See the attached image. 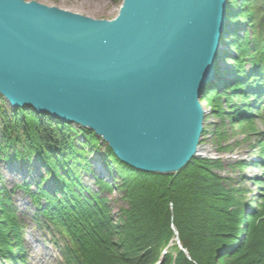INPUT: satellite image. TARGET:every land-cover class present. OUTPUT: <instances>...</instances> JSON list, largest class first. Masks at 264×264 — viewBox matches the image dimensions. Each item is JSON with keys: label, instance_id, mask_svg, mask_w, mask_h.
Segmentation results:
<instances>
[{"label": "water", "instance_id": "1", "mask_svg": "<svg viewBox=\"0 0 264 264\" xmlns=\"http://www.w3.org/2000/svg\"><path fill=\"white\" fill-rule=\"evenodd\" d=\"M227 7L124 0L117 17L97 20L0 0V97L91 129L135 169L176 174L196 158Z\"/></svg>", "mask_w": 264, "mask_h": 264}, {"label": "trees", "instance_id": "2", "mask_svg": "<svg viewBox=\"0 0 264 264\" xmlns=\"http://www.w3.org/2000/svg\"><path fill=\"white\" fill-rule=\"evenodd\" d=\"M243 1L241 9L238 0H229L227 13L236 26L248 24L252 37L232 41L238 57L230 85L224 89L231 88L241 98V105L230 108L231 116L245 122L243 129L254 131L253 107L246 102L252 98L264 106V0ZM246 63L250 71L245 70ZM209 92L208 102L223 117V97L217 90ZM230 95L224 96L230 99ZM98 137L89 128L74 129L73 124L32 108L7 111L0 104V160L29 165L34 157L46 169L35 191L29 184L17 187L36 207V217L63 239L62 264H157L175 229L189 257L176 246V257L166 254L162 264H264V191L248 214L243 190L219 174V160L194 158L176 174L151 173L122 162L106 145L102 163L112 181L94 176L100 191L93 193L79 176L91 172L88 156L100 145ZM261 144L264 157L263 140ZM236 165L242 171L245 164ZM116 189L128 206L121 207L115 218L100 192L112 194ZM23 229L11 207L10 193L4 190L0 264H25Z\"/></svg>", "mask_w": 264, "mask_h": 264}, {"label": "rangeland", "instance_id": "3", "mask_svg": "<svg viewBox=\"0 0 264 264\" xmlns=\"http://www.w3.org/2000/svg\"><path fill=\"white\" fill-rule=\"evenodd\" d=\"M25 1H36L47 6H54L97 20L114 19L118 16L124 2V0ZM238 4V8L241 9L245 5L243 0H238ZM231 30L235 32L232 34L228 32L227 37H224V48L228 49L231 54L226 60L229 62V69H231L229 74L232 75V70L236 66V62L232 58L237 59L238 57V51L232 41L235 37L243 38L248 36L251 39L252 29L248 24L244 23V25L233 27V29L231 27ZM244 67L246 71L251 70L250 63H246ZM219 93L224 100L223 109L225 110V114L223 117L217 116L212 109L213 106L208 102L211 99V92H207L204 99L201 98L203 100L202 102L200 101V104L204 111L203 127L205 132L200 140L201 150L199 153L212 160L221 161L222 170L219 171V174L224 178H228L232 186L243 190V197L247 203V213L251 214L256 205L260 203V197L264 191V183L262 182L264 179V170L262 169L264 157L260 156V150L262 149L261 141H264V106H258L256 108L258 111H256L253 109L256 106L252 98L246 102V105L253 107L250 113L254 116L251 122L255 130L243 129L245 122H242L239 117L233 118L231 116L233 110L230 109L232 106L241 105V98L236 97L235 91H232L231 88H227L225 91ZM225 94H231L230 99H226ZM0 104L7 111H11L12 108L5 99L0 98ZM73 127L74 129L81 128L77 124H73ZM220 132L223 135V140L221 141L218 139ZM98 138L100 139V145L96 149L90 150V155L88 156V158H91V172L81 173L79 176L81 183L93 193L100 191L96 185L94 176H98L105 181H112L108 170L102 163L107 143L101 137ZM79 140H82V138H79ZM10 150L12 151V149ZM238 162L245 164L242 171L236 165ZM46 174L44 166L34 157L29 165L20 160H12L10 162L0 160V195L4 190L10 193L11 207L16 213L18 222L24 228L21 233L23 254L26 260L25 264H62L64 260L63 239L46 224L45 220L36 217V207L32 204L29 196L17 187L29 184L31 190L35 191L36 184ZM10 176H14L16 179L14 181L9 180ZM100 195L108 199L115 218L119 215L121 207L128 206L120 199L121 193L118 189L112 194L100 192ZM176 236L178 234L175 233L172 240L176 239ZM173 242L171 247H174L173 256L176 257L177 247Z\"/></svg>", "mask_w": 264, "mask_h": 264}, {"label": "bare ground", "instance_id": "4", "mask_svg": "<svg viewBox=\"0 0 264 264\" xmlns=\"http://www.w3.org/2000/svg\"><path fill=\"white\" fill-rule=\"evenodd\" d=\"M228 1L229 0H226L227 4H228ZM227 10H228V7H227ZM231 17H233V16L230 14L225 16V19H226L225 30L223 33V37L221 39L220 49L218 50L217 57H216L215 74H214L215 78H214V81L206 88L202 99H204L206 93L209 92V89H214V90H217L218 92L225 91L224 88L226 86L230 85V80L233 78V75L229 74V71L231 69H229L230 65H229L228 60H226L228 57H230L231 54H230V51L228 49L224 48V41H225L224 37L225 38L227 37L228 32L230 34L235 32V31L232 32V30H231V27H232V29H233V27H236V25L232 22ZM237 27H239V26H237ZM232 59H234V58H232ZM202 99H201V102L203 101ZM200 150H201V146L198 147L196 155L198 157L202 158L204 156L199 153ZM15 179H16V177H14V176L9 177V180L14 181Z\"/></svg>", "mask_w": 264, "mask_h": 264}]
</instances>
